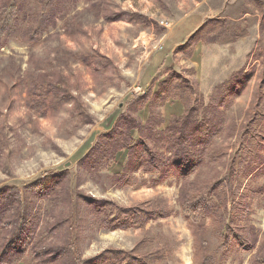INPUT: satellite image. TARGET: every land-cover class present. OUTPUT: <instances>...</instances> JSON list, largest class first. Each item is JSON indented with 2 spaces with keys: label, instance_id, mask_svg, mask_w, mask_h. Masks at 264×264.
<instances>
[{
  "label": "rangeland",
  "instance_id": "1",
  "mask_svg": "<svg viewBox=\"0 0 264 264\" xmlns=\"http://www.w3.org/2000/svg\"><path fill=\"white\" fill-rule=\"evenodd\" d=\"M21 15L31 29L0 37V256L13 246L17 264H95L106 251L118 264H264V0H56L52 11L22 0ZM47 82L65 86V103L37 113L44 90L29 91ZM129 116L165 173L127 149L91 165L98 138ZM187 116L202 128L180 167L166 130ZM111 205L153 213L136 227ZM49 242L62 254L40 252Z\"/></svg>",
  "mask_w": 264,
  "mask_h": 264
},
{
  "label": "trees",
  "instance_id": "2",
  "mask_svg": "<svg viewBox=\"0 0 264 264\" xmlns=\"http://www.w3.org/2000/svg\"><path fill=\"white\" fill-rule=\"evenodd\" d=\"M21 1L22 0H7V1L6 0H0V37L2 35H10V34L19 32V29L23 24L26 25V29H27V27L29 29H31L30 28L31 24H29V21L27 22L25 20V18L21 15ZM36 2L40 5V7L43 8V10L45 9L46 11L47 10L52 11L53 9H56V0H48L47 1L48 4H44V0H36ZM42 5H44V6H42ZM35 33H36L35 31L34 32L29 31L28 32V34L30 35L29 36L30 39H31V37H33L35 35ZM79 61L82 63H87V61H88L87 65H92L89 60H86V61L85 60H79ZM233 77L235 79L239 80L240 78L246 79L247 75L246 74L243 75V73L242 74L240 73V74H236L235 76L233 75ZM186 87H188V84L187 85L185 84L182 86L179 85L177 88L182 90ZM237 87L238 86L236 85V89H238ZM36 90H38L39 92L44 90V93L42 94V101L38 105L39 109L37 110V113H43L47 109H53L54 107L58 106L57 103H59V102L61 104L65 103V97H66L64 94V91L66 90L65 86H63V87L61 85L57 86L52 82H47V84H45V85L41 84V85L36 86L35 88H33V86H32V88L29 92L34 94ZM136 97H139V95ZM180 97L182 99V97H183L182 94ZM190 121H191V119L188 118V116L183 118V119L174 120L170 124L168 129L166 130L169 132V135H170V137H168L169 141H171L173 143V145L175 147H177V149L174 152H170V153H172L171 158H174L175 160H177L178 162L175 161V163L180 167L184 166V164L187 162V161L186 162L179 161L183 158L182 150L183 149L186 150V147L184 146V143L188 140V137H186V136L187 135L188 136L195 135L196 128L198 129V131H200L199 129L202 128V127L199 128L200 125L197 126L196 123L190 124ZM216 129H217L216 127L211 126L210 129L207 128L206 130H203V131L211 133V132L216 131ZM133 130H135L138 133H141L142 128H141V125L139 122H136L135 120L132 119V117L129 116V118H125L124 122L121 124V130H119L120 132H117L114 135L109 134V132L108 133L103 132L102 136L100 138H98L95 146L91 150L92 151V153H91V155H92L91 165H97L98 166V164L101 165L103 162L110 159L113 152H114V149L115 150L127 149L128 155H131V156L136 155L135 157L131 158L132 161H134L137 157H138V159H140L138 166L143 167V169H145V166H147L146 168H150V170H152V171L158 172V170H160L163 173H165L168 169H170V167H169L170 162L164 159V155L157 153L154 148H151L150 146H148L146 144L147 142H145V140H144L145 139L144 133L139 134L141 137H139V140H138V142H141L143 144V148H141L139 150H135L137 148H133V146L130 145L129 142L131 140L130 139L131 131H133ZM172 132H174V133H172ZM202 134H204V132ZM199 141L201 144H205L204 138L199 140ZM88 154H90V153H88ZM140 154H143V155H140ZM174 159H173V161H174ZM91 165L89 164V167L88 166H85V167L86 168L88 167V170L92 171V169H94V168ZM171 166H174V165H171ZM59 178H62V180L60 182V184H61L62 181L66 178V173H64L63 175H60ZM56 183L54 185H52L53 188L50 191H53L54 187H57L58 184H56ZM6 191H8V190H6ZM9 191L15 192V193L12 196L13 200H12L11 204H9L8 206L16 205V208H17V210L15 211L16 216H13L11 218V221H9L10 222L9 224L10 225L14 224L15 226L16 225L19 226V224L22 220V217L26 216V213H25V210H22V212L20 210L19 201H21V200L19 198L18 191H15L14 189L9 190ZM0 193L3 194V191H1ZM185 197L186 196L182 195L181 202H180L181 205H182V201L185 200ZM108 205L109 204L107 202H99V207L104 211L107 210ZM140 207L141 206L132 207V208H119V207H116L115 205H111V209H113L116 212V214L122 218V220H124L127 223L131 222V223H133V226H136V227H140V226L146 224L147 219L151 218L152 213H153V211L151 209L147 210L145 208H142V207L140 208ZM9 209L12 210L11 207H9ZM5 211L6 210L4 207L0 208V224L4 223L2 218L5 217V214H4ZM184 212H185V210H184ZM197 213H196V215H197ZM20 214H21V219H19ZM189 214L184 215V217L186 220H189L191 223L193 218ZM196 218H194V221H198ZM52 226H54V227H52V229L53 228L58 229L57 233L59 234L60 233L59 230L65 226V223L55 219V223ZM125 226H127V224L122 223V222L118 225V227H120L122 229H124ZM3 227L4 226H0V232L2 231ZM48 228H49L48 225H43V230L47 231ZM55 229H54V231H55ZM9 234H10V231H8L6 234H4V237H5V235L8 236ZM13 234H14V232H11V234L9 236H11V238L15 239ZM16 238L18 239V235H16ZM199 240H200L199 236H197L196 237L197 248H199V242H198ZM42 243L43 242H41V239H39V242L37 244H42ZM44 244H46V243H44ZM2 247H3V245H2ZM10 247H12L11 251H9V250H6V252L3 251V254L0 256V264H17L19 262V260H20L19 249L17 247H13V246H10ZM23 247H25V246H23ZM53 248H54L53 243L49 242L41 248L40 252L56 253V254H58V256L60 254H62V251H60L59 249H53ZM66 250H67V248H65L63 250V252L65 254H66ZM38 252L39 251H35L33 253L37 254ZM114 253H115L114 251L104 252L103 254L100 255L101 258H98V257L96 258L95 262H97V263H95V264H110L111 261L113 263L118 264L117 262L114 261V259L112 257L114 255ZM116 253L124 256L123 252H116ZM102 257L105 258L104 262L101 260V259H103ZM126 258H127V261L129 259L134 260L133 256H129ZM124 261L125 260H123V262ZM136 264H142V262H140L137 259Z\"/></svg>",
  "mask_w": 264,
  "mask_h": 264
}]
</instances>
